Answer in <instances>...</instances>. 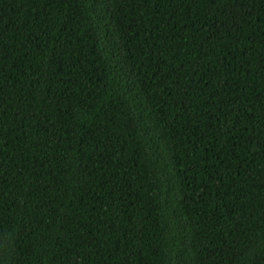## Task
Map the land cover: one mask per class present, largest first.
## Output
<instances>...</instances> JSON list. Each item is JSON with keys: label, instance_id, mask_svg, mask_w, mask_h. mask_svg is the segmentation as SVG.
Listing matches in <instances>:
<instances>
[{"label": "trees", "instance_id": "16d2710c", "mask_svg": "<svg viewBox=\"0 0 264 264\" xmlns=\"http://www.w3.org/2000/svg\"><path fill=\"white\" fill-rule=\"evenodd\" d=\"M0 264H264V0H0Z\"/></svg>", "mask_w": 264, "mask_h": 264}]
</instances>
